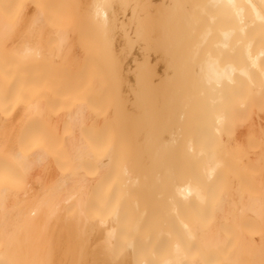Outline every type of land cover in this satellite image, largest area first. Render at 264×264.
<instances>
[{"label":"bare ground","instance_id":"1","mask_svg":"<svg viewBox=\"0 0 264 264\" xmlns=\"http://www.w3.org/2000/svg\"><path fill=\"white\" fill-rule=\"evenodd\" d=\"M0 264H264V0H0Z\"/></svg>","mask_w":264,"mask_h":264}]
</instances>
